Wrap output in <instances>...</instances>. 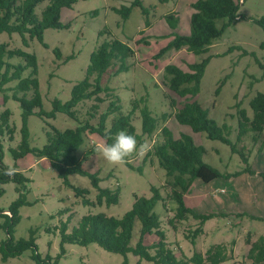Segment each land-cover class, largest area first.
Here are the masks:
<instances>
[{
    "label": "rangeland",
    "instance_id": "obj_1",
    "mask_svg": "<svg viewBox=\"0 0 264 264\" xmlns=\"http://www.w3.org/2000/svg\"><path fill=\"white\" fill-rule=\"evenodd\" d=\"M133 1L80 0L71 8H63L61 22L64 27L46 29L42 42L36 38L30 39L28 35L24 38L18 33L0 34V44H7L9 50H22L36 56L38 89L42 97V109L46 112L52 110L55 99L66 102L71 98L73 87L86 77L92 52L111 39L128 42L134 48L135 55L127 59V69L124 71L116 72L119 65L113 64L103 74L102 85L113 89L126 114L132 111L134 100L144 99L132 116L136 132L143 138L130 158L134 168L123 162L110 164L97 153L83 162L88 172L98 174L102 187L115 190L119 186V203L88 205L82 197L76 196L73 188L63 182L47 159L33 154L17 161L14 159L11 149L20 144L23 126V108L14 98L19 80L4 85V89L0 90V114L6 109L11 111L9 124L14 128V138L10 140L6 129L0 134L3 147L0 173L7 165L14 168L17 165L16 170L23 173L27 182L23 189L12 181L0 183L3 189L0 195V264H39L32 258L35 252L42 259L49 257L51 264H125L123 255L107 251L97 243H65L62 246L61 225L68 222V232H71L84 215L104 212L122 217L132 208L135 194L150 197L152 186L160 188L163 197L168 198L166 172L153 154V147L162 140L160 129L164 126L169 127L175 137H180L181 133L191 135L196 144L205 147L204 160L223 174L210 183L199 185V181H195L188 193L189 204L203 202L199 212L216 214L206 221L205 231L197 237H193V231L199 225L198 220L190 217L174 228L169 219L173 218L176 204L166 199L156 205L155 211L161 217L162 229L169 242L174 247H180L189 257L195 251L206 252L212 245L224 244L229 254L226 264H253L248 258L251 244L247 243V238L253 242L264 235V220L252 218H264V132L258 141H253L254 134L249 133L243 142L237 143V111L239 103L240 108H245L252 116L250 102L258 92H264V50L260 46L264 40V30L253 21L264 16V0L241 2L239 13L243 18L226 28L209 51L200 55L175 48L161 54V50L172 40L174 31L190 33V17L194 11L192 0H141L149 9L148 16L143 14L139 6H135L128 19H124L116 9L129 6ZM47 3L48 0L37 6L36 12L40 14ZM173 11L180 13L177 29H172L165 19ZM147 18L150 26L145 24ZM224 22V19L218 20V25ZM207 57H210V61L196 97H180L165 85L164 69L167 65L175 64L188 71V64L201 62ZM6 61L14 65L25 64V59L19 56L7 57ZM31 71V68L26 69L23 77H29ZM33 94V90L28 91L27 98ZM171 99L177 100V107L187 100L195 99L209 110L210 116L219 125L229 126L230 139L239 150L244 147L249 156L248 163L239 153L233 152L230 145L209 139L205 132L195 133L188 125L180 124L174 117L176 108L172 107ZM109 102L107 100L100 105V113L107 110ZM93 103L94 100H86L76 107L81 118H86V111ZM145 106L158 119V128L151 136L143 135L140 110ZM39 109L36 108L28 118L29 139L33 147H43L51 126L66 130L79 125L66 113L59 112L55 118H47L38 115ZM113 117H109L108 126ZM92 122L96 124L98 119ZM95 143L105 142L98 134L88 133L85 143L77 151L78 156L82 158ZM69 178L72 185L89 190L87 198L97 200L98 190L89 176L73 174ZM196 191L206 192L197 198ZM20 192L25 193L27 203L19 209L20 221L15 225L12 236L17 242L29 240L33 235L37 249L28 248L19 255L4 259L10 237L9 218L5 214H10L8 209L19 198ZM193 198L196 200L192 201ZM140 228L141 222L137 220L131 241L133 246L139 240ZM156 239V235L148 234L145 243L151 244ZM127 260L128 264H154L141 260L133 253L127 255Z\"/></svg>",
    "mask_w": 264,
    "mask_h": 264
},
{
    "label": "trees",
    "instance_id": "obj_2",
    "mask_svg": "<svg viewBox=\"0 0 264 264\" xmlns=\"http://www.w3.org/2000/svg\"><path fill=\"white\" fill-rule=\"evenodd\" d=\"M46 0H0V34L18 33L25 38L43 41L44 32L49 28H63L61 13L63 8H71L80 0H48L47 5L41 13L36 12L37 6ZM246 0H196L192 3L194 11L190 17V33H172V40L161 50V54L171 48L178 50L186 49L189 52L200 55L209 51L213 42L220 38L225 29L236 21L242 19L240 12L241 2ZM139 6L144 15L148 16L149 9L144 6L141 0H134L129 6H122L116 9L122 14L124 19H128L132 8ZM172 29H177L180 24V13L173 11L165 17ZM225 22L219 26L218 20ZM264 30V16L253 19ZM146 26H150V20L145 21ZM264 50V40L261 43ZM135 55L134 48L128 43L119 39H111L102 43L90 56V63L86 72V77L77 83L71 92V98L62 102L59 99L53 101V108L46 112L42 109V97L39 93L38 63L34 54L22 50H9L5 43L0 44V90L4 85L12 80H19L14 98L21 103L23 108V126L21 129L22 138L16 148L11 149L14 159L17 161L33 154L38 158H45L50 165L55 168L63 182L74 189L77 197H82L85 204H117L120 200V189L113 190L100 185L101 179L98 174L88 172L83 162L96 152L93 148L87 149L83 157H79L77 151L85 143L88 133H96L105 143H111V136L124 130L135 136L137 144L142 141V136L137 134L132 123L134 112L140 108V103L144 101L134 100L133 109L129 113L122 111L120 99L110 87L102 85V76L115 63H118L116 72L127 69L125 63L128 58ZM19 56L25 59V64L14 65L6 61V58ZM210 57L204 58L201 62L188 64L189 70L185 71L175 64H169L164 69V83L180 97H196L201 90V81L205 73ZM264 68V64H262ZM31 68L29 77H23L26 69ZM221 88V87H220ZM218 88L217 93L220 92ZM33 90L31 98H27V92ZM105 96H102V94ZM22 94V95H20ZM108 97V98H107ZM8 97H5L7 101ZM86 100H94V103L86 111V118H81L80 111L76 107ZM110 100L105 112L100 113L101 104ZM171 104L175 109V119L183 125H188L195 133L205 132L212 140H219L231 146L233 152H237L248 163V154L244 147L239 150L237 145L230 139L229 126L219 125L210 116L209 110L203 107L197 100H187L180 107H177V100L171 99ZM237 115L239 118V135L237 143L244 141V137L253 133V141H258L259 136L264 132V92H258L250 102L252 116H249L245 108H240L238 103ZM36 108H40L38 115L55 118L57 113H66L69 117L79 122V125L72 129L60 130L51 126L47 131V141L43 147H33L30 144V132L28 128V118L34 113ZM143 121V135L151 136L158 128V119L153 116L147 106L141 108ZM114 115L110 126L108 120ZM165 115V114H164ZM11 111L6 109L0 114V134L8 130L10 140L14 138V128L9 124ZM98 119L94 124L93 119ZM162 140L153 147V154L157 157L160 166L165 170L167 177L168 198H164L160 188L151 187L152 195L135 194V201L130 210L122 217L108 215L104 212L84 215L78 225L71 232H68V222L61 225V245L74 243L79 245H89L97 243L107 251L118 253L125 257V264H128L127 255L133 253L141 260L151 261L154 264H223L229 260L228 250L224 244L210 246L205 253L195 251L192 256L183 253L180 247H174L169 242L165 230L162 229V220L155 211L156 205L166 199L176 204L173 218L169 219L170 224L176 228L177 224L188 220L190 217L198 220V227L193 231V237H197L204 232V224L213 218L214 213H198L186 203L185 195L190 192L195 181L210 183L223 176L219 169L204 160L206 149L203 145L196 144L194 138L185 133L180 137H175L173 131L164 126L161 129ZM3 147L0 144V156ZM132 155V154H131ZM131 155L126 158L125 163L130 168L134 166L130 162ZM2 163V160H0ZM17 167V165H16ZM15 167V169H17ZM249 167L246 168L248 170ZM5 167L0 173V183L9 181L25 187L27 178L21 171L16 170V175L9 177L3 175ZM142 170V168H138ZM255 173L254 170H250ZM79 174L89 176L92 184L98 190L97 200L91 201L87 198L88 189L76 187L71 184L70 176ZM3 189L0 188V195ZM24 192H20L19 198L14 201L8 209L9 218L8 233L9 240L6 244L7 252L4 259L10 256L21 254L28 248L37 249L33 235L29 240L15 242L12 236L13 229L20 221L19 209L26 204ZM264 220L261 217H252ZM141 222L140 237L135 246L131 245L133 230L136 221ZM148 234L156 235L157 239L151 243H145ZM247 243L251 244L248 258L253 264H264V235L256 241L251 242L247 238ZM39 264H51V259H42L40 254L35 252L32 256ZM56 264V263H54Z\"/></svg>",
    "mask_w": 264,
    "mask_h": 264
},
{
    "label": "clouds",
    "instance_id": "obj_3",
    "mask_svg": "<svg viewBox=\"0 0 264 264\" xmlns=\"http://www.w3.org/2000/svg\"><path fill=\"white\" fill-rule=\"evenodd\" d=\"M92 147L94 152L110 164H119L136 150L137 141L135 136L121 130L111 136V143H95ZM2 174L13 177L16 175V169L7 165Z\"/></svg>",
    "mask_w": 264,
    "mask_h": 264
},
{
    "label": "crops",
    "instance_id": "obj_4",
    "mask_svg": "<svg viewBox=\"0 0 264 264\" xmlns=\"http://www.w3.org/2000/svg\"><path fill=\"white\" fill-rule=\"evenodd\" d=\"M196 0H192V3L193 2H195ZM199 181V180H198ZM213 182V181H212ZM199 183V185H201V183H203V182H201V181H199L198 182ZM192 188H193V186H192ZM192 192V191H191ZM205 192L206 191H203V193H201V192H197L196 191V193H197V198H199V197H201V196H204L205 195ZM190 194V193H189ZM188 193H187V195H185V199H186V203H187V205L189 206V207H191V208H193L194 210H196L198 213H201V212H199L198 210H199V208L201 207V205H202V203L203 202H201V203H197L196 202V204H189V201H188V199H187V196L189 195ZM196 199H192V201H195ZM205 231V230H204ZM257 240V239H256ZM256 240H254V241H256ZM207 251V250H206ZM203 253H205V252H203ZM229 255V254H228ZM228 262V260L225 262V263H223V264H226Z\"/></svg>",
    "mask_w": 264,
    "mask_h": 264
}]
</instances>
